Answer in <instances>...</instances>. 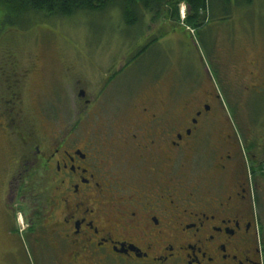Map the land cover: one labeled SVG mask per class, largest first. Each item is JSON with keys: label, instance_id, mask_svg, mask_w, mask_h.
<instances>
[{"label": "flooded vegetation", "instance_id": "obj_1", "mask_svg": "<svg viewBox=\"0 0 264 264\" xmlns=\"http://www.w3.org/2000/svg\"><path fill=\"white\" fill-rule=\"evenodd\" d=\"M199 68L180 71L176 112L147 98L17 160L53 193L27 228L42 264H264V52Z\"/></svg>", "mask_w": 264, "mask_h": 264}, {"label": "rangeland", "instance_id": "obj_2", "mask_svg": "<svg viewBox=\"0 0 264 264\" xmlns=\"http://www.w3.org/2000/svg\"><path fill=\"white\" fill-rule=\"evenodd\" d=\"M188 12L183 2L175 19L164 7L128 28L117 7L102 15L39 17L21 26L3 22L0 10V264H42L27 228L53 193L41 166L22 165L23 177L18 175L19 158L50 147L60 129L78 137L83 128L113 130L147 98L166 99L176 112L180 71L241 68L264 52V0L235 6L224 22H188ZM150 42L151 50L134 61ZM150 70L164 73L153 79Z\"/></svg>", "mask_w": 264, "mask_h": 264}, {"label": "trees", "instance_id": "obj_3", "mask_svg": "<svg viewBox=\"0 0 264 264\" xmlns=\"http://www.w3.org/2000/svg\"><path fill=\"white\" fill-rule=\"evenodd\" d=\"M183 2L189 9L187 21L193 23L200 18L205 22L226 21L231 18L235 6L250 7L255 0H0V10L3 22L21 26L23 23H32L39 17H70L80 12L102 15L117 7L127 27L135 28L142 25L147 14H157L164 7L171 17L180 19ZM202 41L204 42L203 38ZM153 43L150 42L139 50L133 60L149 52Z\"/></svg>", "mask_w": 264, "mask_h": 264}, {"label": "water", "instance_id": "obj_4", "mask_svg": "<svg viewBox=\"0 0 264 264\" xmlns=\"http://www.w3.org/2000/svg\"><path fill=\"white\" fill-rule=\"evenodd\" d=\"M84 94H85V92L84 91H81L80 96H83Z\"/></svg>", "mask_w": 264, "mask_h": 264}]
</instances>
